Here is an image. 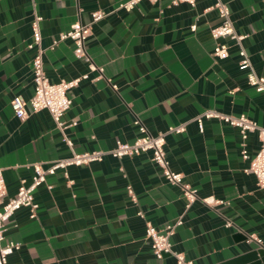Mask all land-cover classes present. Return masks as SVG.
I'll use <instances>...</instances> for the list:
<instances>
[{"label":"crops","instance_id":"obj_1","mask_svg":"<svg viewBox=\"0 0 264 264\" xmlns=\"http://www.w3.org/2000/svg\"><path fill=\"white\" fill-rule=\"evenodd\" d=\"M122 1L0 0V168L8 196L21 180L30 182L28 164L45 166L71 152L47 110L32 112L27 105L26 116L17 118L10 107L14 95L25 101L33 95V50L27 44L34 9L41 16L50 81L88 75L68 91L71 105L64 114L66 122H75L65 129L75 151L134 141L136 119L157 134L206 108L245 114L264 125V93L247 84L237 47L231 45L221 60L211 53L219 40L211 35L220 22L214 0H195L193 6L140 0L128 11L117 8ZM222 2L235 30L246 35L243 45L253 67L264 76V0ZM96 10L105 15L92 22ZM77 21L91 27L86 56L74 55L71 40L49 47ZM90 62L102 71L91 70ZM245 146L252 156L259 146L257 132L248 133ZM240 149L238 129L213 118L203 120L201 132L189 121L184 132L166 135L170 168L196 190L198 199L188 208L179 186L167 182L149 152L106 154L101 161L68 167L67 178L61 170L47 175L51 188L42 184L34 191L36 216L21 207L5 225L6 239L21 244L7 264H176L168 254L155 258L145 225L164 228L178 219L182 223L169 238L172 249L193 264H264L239 260L264 249V190L245 172L248 160ZM207 197L224 203L207 205L201 201Z\"/></svg>","mask_w":264,"mask_h":264},{"label":"built area","instance_id":"obj_2","mask_svg":"<svg viewBox=\"0 0 264 264\" xmlns=\"http://www.w3.org/2000/svg\"><path fill=\"white\" fill-rule=\"evenodd\" d=\"M140 0H124L117 5V8L131 10ZM156 1V0H149ZM174 2H186L193 6L195 0H174ZM213 6L217 9L219 24L211 29V35L215 39H219L212 49V55L216 59H225L229 55V47L235 45L239 55L238 68L245 72L246 82L252 86L257 92L264 93V76L259 75L250 60V57L243 45L245 34L238 33L230 18L228 6L222 0H214ZM105 15L102 10L92 12V22L99 21ZM41 16L33 10L31 20V41L27 44L29 49L33 50L31 59V72L33 82V95L28 101H25L20 95H14L10 100V107L13 114L17 118H23L27 114L26 106L29 105L32 112L39 110H47L54 121L56 127L60 130L64 142L70 148V155L62 158H55L49 161L45 166L42 162H32L28 165L33 170L30 182L21 180L16 192L8 196L2 170L0 168V264H7L8 256L15 250L20 248V242L13 239H6L4 230L5 225L12 215L21 207H27L30 210V217L36 216L38 203L34 197V191L42 184H45L48 189L51 185L46 182L47 175L55 174L58 170L62 171L64 177H68L67 168L70 166L88 165L92 162L101 161L106 154H111L114 157L122 158L124 156H135L143 152L150 153V159L154 164L161 168L164 178L170 184L179 186L181 194L184 197L185 207L198 199L196 190L189 183L183 181V174L174 171L170 168L165 155L164 145L165 137L168 134H179L186 130V125L189 121H194L197 124L198 130L203 129L204 119H217L222 123L236 127L241 138V158L248 160V166L244 169L245 172L252 173L257 185L264 190V125L258 124L255 120L245 114H230L213 108H206L198 113L193 118L180 122L176 125L168 126L165 130L157 134H151L142 126L136 119L135 124L139 125V135L132 142H122L116 140L115 145L107 150H86L75 151L72 148V142L65 135V129L74 125L75 122L68 123L64 119L65 112L71 105V99L68 91L77 86L81 79H86L88 75L85 73L80 77L70 80H60L52 82L46 75L43 62L44 48L41 44L40 32ZM195 29V25L191 26ZM91 32L90 24L81 22L72 23L67 30L59 32L51 39L49 44L53 48L61 41L71 40L74 48L73 52L76 57L86 56L85 40ZM226 39H230L228 43ZM89 60V58H87ZM91 70L102 71L101 67L95 66L92 62L89 63ZM115 87V86H114ZM250 132H257L259 146L255 153L251 156L245 146V140ZM128 194L134 198V194L130 186H127ZM201 201L207 205L223 204L224 200L216 198H201ZM137 215L143 217V212L138 211ZM181 219H178L174 224H169L164 228H158L150 222H146L145 236L150 241V247L156 259H162L166 254L173 256L176 264H193L192 260L187 259L182 252L172 249L170 236L174 232L176 225L181 224ZM229 225V222L227 223ZM252 239L259 242L254 236Z\"/></svg>","mask_w":264,"mask_h":264},{"label":"water","instance_id":"obj_3","mask_svg":"<svg viewBox=\"0 0 264 264\" xmlns=\"http://www.w3.org/2000/svg\"><path fill=\"white\" fill-rule=\"evenodd\" d=\"M240 262H245V261H250V260H260L261 262L264 263V249L259 248L252 250L251 252L241 256L239 258Z\"/></svg>","mask_w":264,"mask_h":264}]
</instances>
